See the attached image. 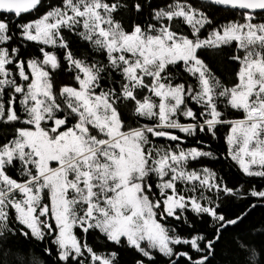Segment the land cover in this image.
I'll use <instances>...</instances> for the list:
<instances>
[{"label": "snow or ice", "instance_id": "6c2138e0", "mask_svg": "<svg viewBox=\"0 0 264 264\" xmlns=\"http://www.w3.org/2000/svg\"><path fill=\"white\" fill-rule=\"evenodd\" d=\"M0 13V264H264V0Z\"/></svg>", "mask_w": 264, "mask_h": 264}, {"label": "trees", "instance_id": "16d2710c", "mask_svg": "<svg viewBox=\"0 0 264 264\" xmlns=\"http://www.w3.org/2000/svg\"><path fill=\"white\" fill-rule=\"evenodd\" d=\"M214 14L217 16V18H225V17H229L230 13L220 9L219 7H215L211 9ZM0 15H5L3 13H0ZM35 15V14H33ZM29 18L28 16H25V19ZM33 48H29V51H32ZM160 143H163L164 141H159ZM207 142V141H206ZM213 146L216 145L217 142H212ZM185 146H191V144L185 145ZM196 167H199L200 165H194ZM225 172H227L229 175H231L232 177V181L235 183L236 187H240V185H244V188L247 189L250 185L247 182L246 179L241 178V175L238 174V170H236L235 168H228L225 167L224 169ZM223 174V173H222ZM248 200H243V199H233L231 201L228 202L229 204V208L231 211L235 212V211H241L245 208V206L248 204ZM187 215L189 216V220L196 222L197 226H200L199 221H197L196 217L192 214V213H187ZM262 218H264V209H260L257 208L253 213H252V223L250 224L251 227H255V228H259L261 227V225L257 222H259ZM171 223H175L174 221H171ZM178 231H182L185 235H187L190 231V229L187 228V225H183L181 224L180 228H178ZM229 234H226V236H228ZM91 239V237H90ZM262 240H264V237H261L259 235H257L255 237V242L257 244H259ZM179 247V246H178ZM181 251H186L188 250L187 247H183L180 248ZM138 256L137 253H135L133 250H125L122 253V262L123 264H132L133 260ZM157 259H158V264H167V260L165 258H163L162 256L157 255Z\"/></svg>", "mask_w": 264, "mask_h": 264}]
</instances>
